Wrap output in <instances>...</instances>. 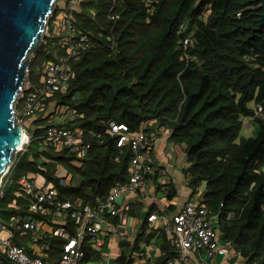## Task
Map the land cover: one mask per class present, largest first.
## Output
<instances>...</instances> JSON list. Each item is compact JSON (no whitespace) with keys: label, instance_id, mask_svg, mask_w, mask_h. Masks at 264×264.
<instances>
[{"label":"trees","instance_id":"16d2710c","mask_svg":"<svg viewBox=\"0 0 264 264\" xmlns=\"http://www.w3.org/2000/svg\"><path fill=\"white\" fill-rule=\"evenodd\" d=\"M73 1L55 6L28 65L29 81L39 85L46 62L61 59L64 32H58L53 15L67 9L76 29L70 58L74 75L67 90L47 102V108L64 107V118L49 121L46 108L27 128L30 141L3 181L0 218L29 213L26 197L16 194L18 180L29 172L53 182L63 200L94 203L105 198L131 175L133 149L129 143L119 145V136L111 131L113 122L126 123L130 131L144 130L153 142L170 132V141L186 154L182 171L192 196L199 194L217 215L222 242L240 251L248 264H264L262 0ZM247 118L258 124L249 136L243 132ZM52 125L80 132L89 144L84 155L44 146ZM153 164L147 178L174 199L177 188L161 183V167L156 160ZM60 166L71 174L67 183L61 182ZM14 199L18 208L9 206ZM170 208L153 205L150 210ZM150 214L140 233L120 241L114 264H134L142 244L155 235L162 237L156 264H169L177 255L160 226L147 230ZM68 223L67 229L75 232V220L68 216ZM18 232L15 228L16 242L27 247L29 235ZM48 243L47 259L52 260L63 251L62 239L53 236ZM84 250V264L101 258L89 243Z\"/></svg>","mask_w":264,"mask_h":264},{"label":"built area","instance_id":"2783aa9c","mask_svg":"<svg viewBox=\"0 0 264 264\" xmlns=\"http://www.w3.org/2000/svg\"><path fill=\"white\" fill-rule=\"evenodd\" d=\"M64 1L59 0L58 3L63 5ZM77 2L78 0L73 1V5ZM53 10L54 8L51 15ZM53 23L58 28V32L59 29L64 32L62 41L65 45V53L58 61L46 62L39 85L31 84L27 67L24 84L15 101L17 121L24 127L26 119L46 110L50 96L67 90L74 75L70 58L75 52L76 29L71 13L64 8L59 10L53 15ZM20 102L21 106H18ZM245 124L251 126L253 122L247 118ZM111 131L119 136V145L129 143L133 149L130 178L124 183L114 185L105 198L98 199L94 203H85L82 199L75 201L61 199L57 186L51 181L39 183L35 175L22 176L18 180L20 188L16 194H23L26 197L29 213L16 212L6 219L0 218V264H84L85 243L99 249L100 262L104 263L106 260V264L111 263L112 251H103L106 238L109 236L125 240L132 236L129 231L122 234L116 232L114 218L120 212L122 205L120 200L126 194L139 192L152 197L149 187L154 188V183L149 177L147 178V175L152 171L155 160L154 142L148 138L144 130L130 131L126 123L113 122ZM27 137L18 152L24 150L25 145L29 143V133ZM43 141L44 146H53L58 150L66 147L78 156H83L84 148L89 145L84 142L83 135L77 130L56 125L48 127ZM9 171L10 168L4 176ZM58 173L62 183L70 181L71 174L68 170L64 174L60 171ZM4 176L0 184V192ZM9 206L18 208L16 199L10 202ZM68 216L75 220L77 226L73 233L67 229ZM148 219L155 222L156 226H160L177 247L178 253L169 260V264H184L195 252L203 249L209 258L216 253L229 255L233 250L227 242H222L217 227V215L208 210L199 194L190 197L177 212L170 214L154 211ZM15 228L19 229V236L29 235L26 238L27 247L16 242ZM53 236L62 239L63 251L49 260L47 259L50 248L48 240ZM234 252L237 256L242 255L240 251L234 250ZM200 264H210L209 259L203 258Z\"/></svg>","mask_w":264,"mask_h":264},{"label":"water","instance_id":"95a60500","mask_svg":"<svg viewBox=\"0 0 264 264\" xmlns=\"http://www.w3.org/2000/svg\"><path fill=\"white\" fill-rule=\"evenodd\" d=\"M59 0H0V184L28 133L17 121L15 101L33 51ZM261 7L264 8V0ZM264 24V11L260 18Z\"/></svg>","mask_w":264,"mask_h":264},{"label":"crops","instance_id":"0c3cea01","mask_svg":"<svg viewBox=\"0 0 264 264\" xmlns=\"http://www.w3.org/2000/svg\"><path fill=\"white\" fill-rule=\"evenodd\" d=\"M62 111H64V107L57 104H50L45 115L49 116L48 120L51 122L60 121L64 118V114H61ZM39 115H41L40 112H38L37 115L30 116L26 119V129ZM169 135L170 132L166 131L162 136L155 139L153 155L161 167L159 174L160 182H172L177 188V195L174 199L169 200L165 196L163 189H156L155 184L154 188L149 187V192L153 198L143 192L131 195L126 194L124 198L120 200V203H122L120 212L114 218L117 234L129 231L132 233V236L137 235L140 233L142 225L146 221L147 214L152 213L150 210L151 206L155 205L156 207L158 206L161 208H170V206H172L170 210L164 211L171 214L180 210L184 203L192 196V189L187 185L185 175L182 171L184 166L183 161L186 160V154L183 152L180 145L174 144L170 141ZM75 163L78 165L80 164L78 161H75ZM59 171L61 174H64L67 169L60 166ZM30 174L35 175L39 183H44L46 181V178L40 173L29 172L27 175ZM6 176L7 175L4 176V179L7 178ZM151 192H154L156 196L154 197V194ZM146 223L148 231H150L151 228H154V224L156 226V223L151 220H149V223ZM161 239V235H155L148 243L144 242L142 244V249L137 252L138 258H136L134 264H156L157 256L161 253ZM120 241L121 240H119L118 237L111 238L108 236L106 238V248H109L113 253L111 260L115 259L120 253ZM203 258L209 259L210 264H248L242 256H237L234 250H232L229 255L216 253L212 258H209L205 249L195 252V254L192 255L189 260L184 262V264H200V260ZM92 261H99V259H90L87 261V264Z\"/></svg>","mask_w":264,"mask_h":264},{"label":"rangeland","instance_id":"374dc122","mask_svg":"<svg viewBox=\"0 0 264 264\" xmlns=\"http://www.w3.org/2000/svg\"><path fill=\"white\" fill-rule=\"evenodd\" d=\"M62 0H60V2H61ZM57 4H59L58 2H56L55 4H54V6H53V8H55V6L57 5ZM51 15V14H50ZM49 15V16H50ZM48 19H49V17H48ZM48 25V24H47ZM48 30V28H46L45 29V31L43 32V35H44V33H46V31ZM43 37V36H42ZM42 41V40H41ZM41 43V42H40ZM34 52V51H33ZM33 52H32V54H31V57H32V55H33ZM31 57H30V59H31ZM53 106V105H52ZM65 111H62V113L61 114H65L64 113ZM51 113V112H50ZM247 120V119H246ZM245 120V121H246ZM244 126H245V131H244V129H243V132H245L246 133V136H249V135H252V134H255L256 133V131H257V128H258V124L255 122V123H253L251 126L250 125H247L246 126V124L244 123ZM251 133V134H250ZM18 153V152H17ZM17 153H16V155H17ZM184 162V164H186L187 162H186V160L185 161H183ZM152 194H154V192H151ZM156 196V194H154V197ZM110 251V249L108 248H106V246H104L103 247V251ZM107 263V261L105 260L104 261V263H100V261H92V262H90L89 264H106ZM110 264H114V260L112 259L111 260V263Z\"/></svg>","mask_w":264,"mask_h":264},{"label":"bare ground","instance_id":"6f19581e","mask_svg":"<svg viewBox=\"0 0 264 264\" xmlns=\"http://www.w3.org/2000/svg\"><path fill=\"white\" fill-rule=\"evenodd\" d=\"M27 136H28V133H25L23 136L24 141L28 138Z\"/></svg>","mask_w":264,"mask_h":264}]
</instances>
